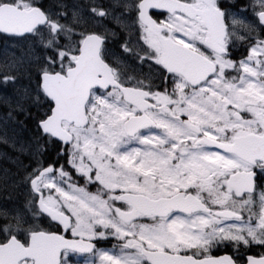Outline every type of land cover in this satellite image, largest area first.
Masks as SVG:
<instances>
[{"label":"snow or ice","instance_id":"snow-or-ice-1","mask_svg":"<svg viewBox=\"0 0 264 264\" xmlns=\"http://www.w3.org/2000/svg\"><path fill=\"white\" fill-rule=\"evenodd\" d=\"M249 7L0 0V37L43 53L35 89L10 105V118L43 111L19 148L35 164H20L28 199L0 211V264H264L240 255L264 247V0ZM106 239L115 250L94 243ZM220 245L237 255L208 254Z\"/></svg>","mask_w":264,"mask_h":264},{"label":"rangeland","instance_id":"rangeland-1","mask_svg":"<svg viewBox=\"0 0 264 264\" xmlns=\"http://www.w3.org/2000/svg\"><path fill=\"white\" fill-rule=\"evenodd\" d=\"M42 2L45 6H49L54 0H42ZM66 2L69 5L74 3L83 5L88 0H66ZM32 43L31 38L0 37V76L11 74L17 77L14 84L5 85L0 83V137L8 140V143L0 142V211L21 205L28 199V189L20 183L21 177L25 174L20 168V164L28 165L31 162L35 166L30 154L20 152L19 148L22 144L27 145L36 136H33L30 131H22L24 130L23 120L25 118L20 117L21 114L13 112L12 117H9L10 105L15 104L17 94L22 93L24 90L33 91L36 87L35 56H42L43 53L36 49L35 54L29 56ZM145 68H147V75V65H145ZM142 70L131 64L126 68L127 75L133 77ZM32 109L33 111L38 110L36 107H32ZM38 111H43V109ZM21 121L23 123H20ZM20 140L23 141L22 144H18ZM13 144H15V147H13ZM79 183L83 185L84 180L80 179ZM89 191L95 192L96 187L94 185L90 186ZM44 225L46 226V224ZM68 234L71 236L70 232ZM97 242L98 248L110 250H115L113 245L117 243L114 239L99 240ZM225 246L233 253H237L231 245H220L210 249V251ZM253 246H258L259 249H254L256 251L264 250L262 246ZM241 250L247 249L242 248ZM69 260L70 264H83L82 257L77 255H70Z\"/></svg>","mask_w":264,"mask_h":264},{"label":"flooded vegetation","instance_id":"flooded-vegetation-1","mask_svg":"<svg viewBox=\"0 0 264 264\" xmlns=\"http://www.w3.org/2000/svg\"><path fill=\"white\" fill-rule=\"evenodd\" d=\"M222 3L225 6L231 7L232 11L235 12L240 8L243 7H248L249 11L246 15H248L249 17L251 16V8L249 7L250 4L252 3V0H222ZM167 15L166 13H164L163 15H156L155 18L156 19H163L164 16ZM247 46L246 45H237L233 48V55H232V59L234 60H239L242 56L247 55V51H246ZM115 50L118 52V45L115 47ZM134 66H137L135 64H131ZM147 73V68H143V70L135 75V77L137 79L142 78V75H146ZM132 76V75H131ZM18 139V138H17ZM23 141L20 140V142H18V144H22ZM26 143V142H24ZM258 188H257V192H259L261 190V188H264V179L258 180ZM44 224H46V227L48 226L47 221L44 222ZM51 230L53 231H58L61 233V228H57L55 226H53L51 228ZM66 236V238H71V236L68 234V232H66L64 234ZM94 243L96 244V246L98 245L97 241H94ZM221 249L217 248L214 251H210L208 254L212 255V256H218V255H224V254H228V255H232V256H236L237 253H233L231 250H229L228 247H220ZM254 249H259L258 246H252L251 248L247 249V250H241L240 251V255L242 257H246L247 255H253V256H259L262 253H264V250H260V251H256Z\"/></svg>","mask_w":264,"mask_h":264},{"label":"trees","instance_id":"trees-1","mask_svg":"<svg viewBox=\"0 0 264 264\" xmlns=\"http://www.w3.org/2000/svg\"><path fill=\"white\" fill-rule=\"evenodd\" d=\"M38 77L36 76L35 80L37 81ZM31 111V116L30 117H25L24 115L20 117H23L25 118L23 120L24 122V132L26 131H30L32 132V135L33 136H37L38 135V132L36 130V127H35V123H36V120L39 118V113L40 111H33V109L31 108L30 109ZM59 151V146L58 145H55V144H52V145H49V150L48 152H46L43 156V160L45 162V165H47L48 163H51L53 162V160H55L56 158V153ZM66 158H61L60 162L63 163L64 160Z\"/></svg>","mask_w":264,"mask_h":264},{"label":"water","instance_id":"water-1","mask_svg":"<svg viewBox=\"0 0 264 264\" xmlns=\"http://www.w3.org/2000/svg\"><path fill=\"white\" fill-rule=\"evenodd\" d=\"M60 228H61V234H65L66 232H65V230L63 229V227L62 226H60ZM68 239H71V238H68ZM225 255V254H224ZM228 255V254H227ZM219 256H222V255H219ZM219 256H214V257H219Z\"/></svg>","mask_w":264,"mask_h":264},{"label":"bare ground","instance_id":"bare-ground-1","mask_svg":"<svg viewBox=\"0 0 264 264\" xmlns=\"http://www.w3.org/2000/svg\"><path fill=\"white\" fill-rule=\"evenodd\" d=\"M25 126V125H24Z\"/></svg>","mask_w":264,"mask_h":264}]
</instances>
